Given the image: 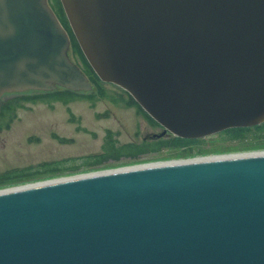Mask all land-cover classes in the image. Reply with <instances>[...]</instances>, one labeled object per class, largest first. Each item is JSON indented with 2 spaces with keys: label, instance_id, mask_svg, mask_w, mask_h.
I'll list each match as a JSON object with an SVG mask.
<instances>
[{
  "label": "water",
  "instance_id": "95a60500",
  "mask_svg": "<svg viewBox=\"0 0 264 264\" xmlns=\"http://www.w3.org/2000/svg\"><path fill=\"white\" fill-rule=\"evenodd\" d=\"M100 81L204 139L264 123V0H60ZM47 0H0V100L91 93ZM1 102V101H0ZM0 264H264V151L0 190Z\"/></svg>",
  "mask_w": 264,
  "mask_h": 264
},
{
  "label": "rangeland",
  "instance_id": "374dc122",
  "mask_svg": "<svg viewBox=\"0 0 264 264\" xmlns=\"http://www.w3.org/2000/svg\"><path fill=\"white\" fill-rule=\"evenodd\" d=\"M71 59L81 65L73 53ZM105 85L108 96L117 99L120 88ZM26 94L34 93L29 91ZM13 95L15 93H7L1 100ZM16 111L10 127L0 131V172L29 166L37 167L43 162L66 167L82 165L85 157L100 153L107 130L116 133L122 144L137 142L143 137L161 131V128L151 127L134 108L123 107L122 104L108 98L95 103L80 100L68 105L61 102L52 105L39 102L25 104ZM59 138H64L69 143H59ZM260 151H264V135L260 132L253 130L248 133L246 139L237 142L229 140L226 135L215 134L193 144L142 156L136 161L127 159L111 162L103 167L83 168L79 172L61 176L82 175L96 170L115 169L118 166L194 160Z\"/></svg>",
  "mask_w": 264,
  "mask_h": 264
},
{
  "label": "trees",
  "instance_id": "16d2710c",
  "mask_svg": "<svg viewBox=\"0 0 264 264\" xmlns=\"http://www.w3.org/2000/svg\"><path fill=\"white\" fill-rule=\"evenodd\" d=\"M56 7L59 10L60 18L63 26L71 38V53L79 60L80 66L88 76L89 80L94 86L91 93H75L71 90H65L63 88H58L54 92H33L34 94H15L12 97L1 100L0 102V131L3 128H9L10 122L16 114V110L25 106V104H36L45 103L52 105L53 103L61 102L68 105L71 102H76L80 100L88 101L89 103H95L96 101L102 99H111L114 102L122 104L123 107H134L137 108V113L143 117L151 127L159 129V125L144 112L141 106L129 95L126 91L120 89L118 92L117 99L110 98L108 96V91L106 89L105 83L100 81L97 74H95L93 68L88 64L84 53H82L79 43L76 41L73 32L70 29L69 22L66 18L64 10L58 1ZM117 87V86H116ZM260 132L264 135V123L252 128H237L229 129L222 135H226L231 141H242L247 138L248 133L251 131ZM59 143H69L68 140L59 138ZM103 145L101 147L100 153H95L93 155L87 156L83 160L82 165H72L66 167L54 163H41L37 167L30 166L25 169H16L5 171V173L0 174V189H6V187H14L17 184L23 185L29 182H39L41 179L50 180L52 178H59L61 175H69L75 172H79L83 168L94 169L98 167H103L109 163L121 162L123 160L136 161L138 158L149 155V154H159L162 150L178 148L182 145L193 144V142H199L200 140H186L174 137L172 135L164 136L159 139H147L142 138V140L137 142H126L122 144L116 137V133L111 130H107L103 138ZM97 171V170H96Z\"/></svg>",
  "mask_w": 264,
  "mask_h": 264
},
{
  "label": "flooded vegetation",
  "instance_id": "af4514ba",
  "mask_svg": "<svg viewBox=\"0 0 264 264\" xmlns=\"http://www.w3.org/2000/svg\"><path fill=\"white\" fill-rule=\"evenodd\" d=\"M58 1L60 0H47V4L49 6V8L51 10H53V12H55V14L57 15L58 18H60V14H59V10L58 8L56 7V4H58ZM60 4H61V1H60ZM62 6V5H61ZM63 9V8H62ZM64 10V9H63ZM69 22V21H68ZM130 108H134V107H130ZM136 113H137V108H134ZM140 116V115H139ZM141 117V116H140ZM4 129V128H3ZM43 163H47V162H43ZM52 163V162H51ZM41 164V163H40ZM30 167V166H29ZM16 169H22V168H16ZM14 169V170H16ZM25 169V168H24ZM5 171H9V170H5ZM5 171L3 172H0V174H3L5 173Z\"/></svg>",
  "mask_w": 264,
  "mask_h": 264
},
{
  "label": "bare ground",
  "instance_id": "6f19581e",
  "mask_svg": "<svg viewBox=\"0 0 264 264\" xmlns=\"http://www.w3.org/2000/svg\"><path fill=\"white\" fill-rule=\"evenodd\" d=\"M150 164H155V163L138 164V165H127V166H118L115 169H112V168L111 169H105V170H100V172H113V170H116V169H121V168L126 169L127 167L129 168V167H138V166H149Z\"/></svg>",
  "mask_w": 264,
  "mask_h": 264
}]
</instances>
